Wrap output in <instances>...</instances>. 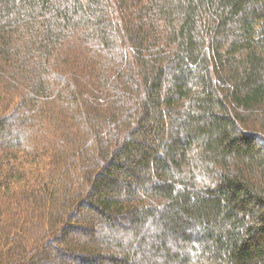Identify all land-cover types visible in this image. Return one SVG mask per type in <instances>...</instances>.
<instances>
[{
    "label": "trees",
    "instance_id": "obj_1",
    "mask_svg": "<svg viewBox=\"0 0 264 264\" xmlns=\"http://www.w3.org/2000/svg\"><path fill=\"white\" fill-rule=\"evenodd\" d=\"M0 264H264V0H0Z\"/></svg>",
    "mask_w": 264,
    "mask_h": 264
}]
</instances>
